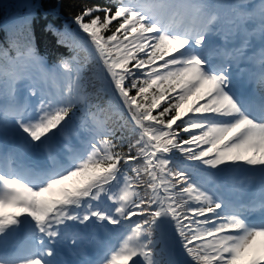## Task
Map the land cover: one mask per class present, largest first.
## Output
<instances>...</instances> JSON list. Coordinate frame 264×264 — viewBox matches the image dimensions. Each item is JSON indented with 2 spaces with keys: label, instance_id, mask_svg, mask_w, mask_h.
Masks as SVG:
<instances>
[{
  "label": "snow or ice",
  "instance_id": "snow-or-ice-1",
  "mask_svg": "<svg viewBox=\"0 0 264 264\" xmlns=\"http://www.w3.org/2000/svg\"><path fill=\"white\" fill-rule=\"evenodd\" d=\"M253 7L248 5L240 16H258L264 24V0L257 11ZM181 8L187 12L190 6L174 0H119L113 6L84 3L73 15V23L87 39L73 35L72 40L94 50L91 59L106 74L104 79L110 77L139 137L125 142L115 128L94 132L79 152L67 147L66 165L49 154L52 168L37 186L20 179L9 160L8 171H0V236L14 231L21 217H30L36 231L49 239L57 237V229L70 221L86 225L95 218L97 223L131 232L99 264H158L155 232L158 221L167 218L192 264H264V192L260 222L252 224L247 216L254 203L232 207L193 175L242 172L258 175L264 182V94L259 105L252 102L242 108L225 91L227 65L206 70L212 61L207 39L212 20L193 18L190 23H179L169 18ZM21 24L29 26V44L24 52L18 49L10 63L29 61L46 73L43 59L31 47L30 21L25 18ZM48 30L57 36V43L68 42L64 39L67 28L60 32L49 24ZM69 64L61 60L59 67L67 70ZM81 71L76 69V80L69 74L67 89L56 96L38 89L34 82L26 84L30 95L39 94L38 105L6 111L0 124H9L8 117H14L32 142L47 149L52 137L68 134L73 109L83 98ZM8 75L2 86L15 93L20 77ZM260 81L264 84V73ZM162 102L165 106L153 114ZM174 153L199 164L174 166L169 158ZM141 159L143 166H136ZM145 176L144 196L127 190L133 184L139 186ZM121 180L125 190L117 196L113 189ZM133 194L136 199H130ZM105 198L111 202L110 209L94 206ZM133 216L140 219L133 221ZM45 254L50 256L51 250ZM27 256L22 250L17 256L0 258V264H43L39 256Z\"/></svg>",
  "mask_w": 264,
  "mask_h": 264
},
{
  "label": "trees",
  "instance_id": "trees-1",
  "mask_svg": "<svg viewBox=\"0 0 264 264\" xmlns=\"http://www.w3.org/2000/svg\"><path fill=\"white\" fill-rule=\"evenodd\" d=\"M84 3L107 6L102 0H60L59 5L57 4V0H41L39 7L44 8L42 9L44 11L56 9L57 17L59 16L62 20H72L73 15L80 11ZM44 21H46V18L43 17L42 22ZM113 23L115 24L116 22L114 21ZM107 34H110V32L105 33V35ZM38 41L49 48L56 45L54 40L52 38H48L47 35L45 38L42 37V39H38ZM89 58L90 59L87 63L85 61L82 62V60H69L71 68L74 65L81 66V64H83V75L81 76L82 80L80 81L83 83V98L79 100V105L75 106L73 110L78 109L77 113L79 116L85 117L86 107L85 104H83V100L85 99L87 103H95V106H98L100 109L99 113L96 114V119L99 118V120H106L107 125L108 122H110V125L117 129V136H122L125 142L134 141L139 137V132L136 131L137 129L135 126L125 117V115H121L120 117L119 114L115 112L114 103L112 101H109L106 97H102L103 89L100 87V78H98V71L95 69L97 68V65L91 59V56ZM54 63L57 64L56 62ZM152 91H154V89ZM131 94H135L134 89L131 91ZM164 106L165 102H162L161 108L153 110V114H157ZM120 125H123L122 131L119 130ZM123 150L127 152L126 143ZM133 154H135V149H133ZM137 163L138 166H143L144 161L141 159ZM147 180L148 178L145 176L142 180L144 185L145 182L147 183Z\"/></svg>",
  "mask_w": 264,
  "mask_h": 264
},
{
  "label": "rangeland",
  "instance_id": "rangeland-1",
  "mask_svg": "<svg viewBox=\"0 0 264 264\" xmlns=\"http://www.w3.org/2000/svg\"><path fill=\"white\" fill-rule=\"evenodd\" d=\"M0 1H3L4 2L6 0H0ZM21 2H23L22 6H27L30 3V0H19V3H21ZM226 7L228 8V10L230 9V12L231 13H233V20L231 19L232 22L224 25L223 26V29L228 30L229 26H231V25H235L236 27H238L239 26V23H242V20H243V18L239 15L240 12H238V10L236 8H234V7L233 8H229L228 5H226ZM222 32L224 33V31H222ZM34 76H35V73L34 72H25V73L21 74L20 75V78H19V87H18V89L22 90V92H25V87L23 86V82L26 79H29L30 77H34ZM39 88H41V87L38 85V89ZM24 98L26 99V95H25ZM9 101L7 99H1L0 100V112H1L0 113V116H2L3 113L6 112V111H10L9 109L12 108V104H10ZM186 118L187 117H185V119ZM204 119H209V118L205 117ZM14 123H15V121H14ZM72 125L73 124H70L68 127H70ZM8 130H12V129L10 127H8ZM68 130L70 131L69 132L70 134L71 133H73V134H71L72 136L70 137V140L67 143L69 144L72 141H78V142H80L81 143V148L79 149V151L81 149H83L85 143H87L92 138V135H93L92 132L91 131L89 132V129H87V128H84V130L82 128H72V129L69 128ZM12 131L14 132V134L22 135V136L18 137L17 142H19L21 144H26V145L31 144V143H33V144L35 143V142H32L30 140V138L27 136V134L24 133L19 127H18V130L13 129ZM74 133H78V134L74 136ZM9 135L10 134H7V136H9ZM184 135H187V134L184 133ZM1 138H4V137L2 136ZM63 140H64L63 139V136L56 135V136L52 137V139L50 141H48L49 147L47 149H45L46 154L47 155H49V154L52 155L53 150L56 149V148H58V147H60V145H63V146H66L67 147L66 143L63 142ZM209 171H214V170H209ZM223 174L226 175L227 172H223ZM229 175H233V173H229ZM230 177L231 178H229V177H225V178L227 180H229V182H230L229 189L232 190L233 196H236L237 197V193L234 192V190H236V186H237L236 183H238V181H240L242 179L243 180L247 179V177H246V175L244 173L239 174L235 178L232 177V176H230ZM211 188L213 189V186H211ZM113 191L118 196L119 193H120V187L119 186L114 187ZM234 200H235V198H234ZM22 218L24 219L25 217H22ZM93 220H95V218H93ZM157 225H158V227H161V221L158 222ZM9 231H12V230H9ZM1 242H3V241H2V238L0 236V243Z\"/></svg>",
  "mask_w": 264,
  "mask_h": 264
}]
</instances>
